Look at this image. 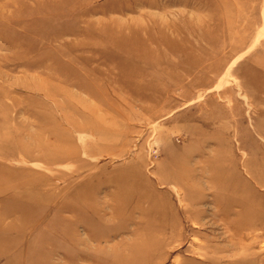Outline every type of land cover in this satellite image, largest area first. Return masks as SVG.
Returning <instances> with one entry per match:
<instances>
[{
    "label": "rangeland",
    "instance_id": "rangeland-1",
    "mask_svg": "<svg viewBox=\"0 0 264 264\" xmlns=\"http://www.w3.org/2000/svg\"><path fill=\"white\" fill-rule=\"evenodd\" d=\"M0 264H264V0H0Z\"/></svg>",
    "mask_w": 264,
    "mask_h": 264
},
{
    "label": "bare ground",
    "instance_id": "bare-ground-1",
    "mask_svg": "<svg viewBox=\"0 0 264 264\" xmlns=\"http://www.w3.org/2000/svg\"><path fill=\"white\" fill-rule=\"evenodd\" d=\"M245 167V166H244ZM136 205V204H135Z\"/></svg>",
    "mask_w": 264,
    "mask_h": 264
}]
</instances>
